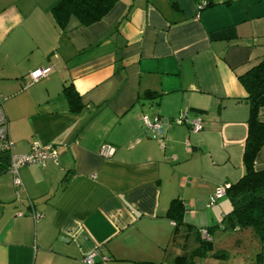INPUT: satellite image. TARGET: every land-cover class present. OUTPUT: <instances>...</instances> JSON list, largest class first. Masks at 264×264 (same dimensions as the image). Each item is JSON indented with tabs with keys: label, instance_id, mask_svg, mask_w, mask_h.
<instances>
[{
	"label": "crops",
	"instance_id": "1",
	"mask_svg": "<svg viewBox=\"0 0 264 264\" xmlns=\"http://www.w3.org/2000/svg\"><path fill=\"white\" fill-rule=\"evenodd\" d=\"M59 1L0 0L12 151H57L55 162L19 167L18 187L0 173V264H83L94 250L92 264H173L197 235L180 227L174 236L171 201L181 200L192 226L207 222L204 208L222 218L230 202L209 207L207 198L244 173L249 104L238 77L264 57V0H116L102 19L72 17L64 29L51 12ZM42 67L50 72L24 88ZM184 112L203 128L167 125ZM143 116L163 121L162 144ZM254 168L264 170V145Z\"/></svg>",
	"mask_w": 264,
	"mask_h": 264
},
{
	"label": "trees",
	"instance_id": "2",
	"mask_svg": "<svg viewBox=\"0 0 264 264\" xmlns=\"http://www.w3.org/2000/svg\"><path fill=\"white\" fill-rule=\"evenodd\" d=\"M115 2L116 0H60L52 7L51 12L56 24L64 29L72 17L83 25H89L102 19ZM205 2L207 5V1ZM238 80L247 92L246 100L249 104L247 133L242 154L244 173L235 182H227L229 186L223 196L228 198L231 206L217 225L194 228L183 220L185 208L181 200L174 198L171 201L167 215L175 222L174 236L179 232L180 227H186V237L188 231L193 229L197 235L198 243L190 251L185 250L183 253L175 255L172 259L173 264H193L196 257H224L223 250L213 251L212 249L214 240L212 236L218 229L224 233H244L250 244L252 241L257 242V251L253 260L255 264H258L259 247L264 243V170H256L254 161L257 152L264 145V122L259 120L260 109L264 107V57L258 64L239 76ZM64 90L70 103L78 100L77 94L71 90L70 86H65ZM146 94L145 96L148 97L149 92ZM9 159L8 151L0 152V173L8 170ZM208 198L207 206L209 207L220 199L218 198L212 205H208ZM201 230H206L207 234L204 237ZM235 242L239 243V239L236 238ZM146 264L161 263L146 262Z\"/></svg>",
	"mask_w": 264,
	"mask_h": 264
},
{
	"label": "built area",
	"instance_id": "3",
	"mask_svg": "<svg viewBox=\"0 0 264 264\" xmlns=\"http://www.w3.org/2000/svg\"><path fill=\"white\" fill-rule=\"evenodd\" d=\"M206 4L205 1H203L200 4V8L203 7ZM50 72V67H42L38 68L30 73V79L28 81H25L23 84V87L29 86L31 83L37 81L38 79L46 76ZM143 121L145 123L146 129L149 131L150 135L154 138H156L161 144L164 140L163 135V121L159 119V117H154L152 120H149L147 116H143ZM187 123L190 126V129L193 132H198L203 128V124L201 119L198 116L189 118L187 116V113H181L177 117L169 120L167 122V125L172 126L176 124H183ZM13 143L8 137L7 130H6V117L4 113V109L2 106V97L0 96V152L8 151L10 153V159H9V166L8 170L13 175V183L16 187L21 185L17 170L19 167L27 164H44L47 160L56 161L57 159V151L54 148V146L50 144L46 145H40L38 143H34L29 152L22 153V154H15L13 151ZM114 149L108 145L103 146L101 148V155L104 157H110L113 154ZM229 186V184L223 183L221 185H218L215 187L214 191L209 195L208 198V205H212L215 200L220 198L225 194L226 188ZM32 215L37 218L40 213L37 211H32ZM201 234L204 237L207 233L206 230H201ZM97 250H94L88 254H86L84 257H82V263L83 264H92L93 263V257L97 254ZM104 259H107L103 257Z\"/></svg>",
	"mask_w": 264,
	"mask_h": 264
},
{
	"label": "rangeland",
	"instance_id": "4",
	"mask_svg": "<svg viewBox=\"0 0 264 264\" xmlns=\"http://www.w3.org/2000/svg\"><path fill=\"white\" fill-rule=\"evenodd\" d=\"M223 199L229 201L226 196H224ZM201 211L202 213H204L205 211L209 213V218L206 222L207 224H197L193 222V226H203L204 224H206L207 226H213L219 224L221 217H216L212 212V208H204ZM189 237L190 238L188 239V246L186 248L187 251L192 249L194 246H197L196 244H198L197 241L194 240L193 233H191ZM212 237L214 238L212 246L213 251L223 250L225 252V256L221 258L209 257L206 259L196 257L193 260L195 264H255L253 257L255 252L257 251L258 244L254 241H252L250 244L249 240L247 241L244 233H224L223 231L218 229L215 231ZM236 238L239 239V243L235 242Z\"/></svg>",
	"mask_w": 264,
	"mask_h": 264
}]
</instances>
